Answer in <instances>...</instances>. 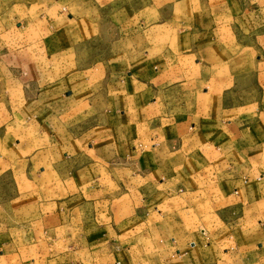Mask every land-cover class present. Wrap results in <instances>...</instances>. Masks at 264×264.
Returning a JSON list of instances; mask_svg holds the SVG:
<instances>
[{
    "label": "crops",
    "instance_id": "1",
    "mask_svg": "<svg viewBox=\"0 0 264 264\" xmlns=\"http://www.w3.org/2000/svg\"><path fill=\"white\" fill-rule=\"evenodd\" d=\"M76 6L0 1V264H264V0Z\"/></svg>",
    "mask_w": 264,
    "mask_h": 264
},
{
    "label": "rangeland",
    "instance_id": "2",
    "mask_svg": "<svg viewBox=\"0 0 264 264\" xmlns=\"http://www.w3.org/2000/svg\"><path fill=\"white\" fill-rule=\"evenodd\" d=\"M1 1V0H0ZM18 0H2V2L6 3V5H10L14 2H17ZM150 0H143L144 4L147 3ZM138 0H79V6H76L75 8H70V10L73 11V13H76L78 15H86L90 18H94L95 23H98V25H95V37L96 39L99 38V36H103L104 33H111L110 37L113 38V30H103L102 28L99 29V26H103L104 22L108 23L110 22L111 25L115 26L119 19L122 18L121 21H126L130 18V15L133 14V11L136 8V3ZM120 4L122 6V11L120 12ZM127 8V9H126ZM115 23V24H113ZM242 49L241 45L239 46V50ZM246 52V51H245ZM240 54H242V51H239ZM254 60L257 61L260 57L264 56V43L256 45L255 51H254ZM253 55V54H252ZM260 56V57H259ZM4 185L0 184V194L5 193L6 194V179L4 177L3 179ZM14 181L18 186L22 187L21 181L18 177L15 176ZM13 182V179L11 180ZM22 192V191H21ZM5 196L0 197V201L3 199L5 200Z\"/></svg>",
    "mask_w": 264,
    "mask_h": 264
}]
</instances>
